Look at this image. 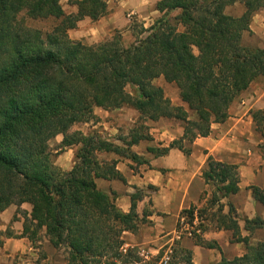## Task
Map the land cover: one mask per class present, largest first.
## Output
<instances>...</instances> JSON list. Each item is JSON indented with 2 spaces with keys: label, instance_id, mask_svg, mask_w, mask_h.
<instances>
[{
  "label": "trees",
  "instance_id": "obj_1",
  "mask_svg": "<svg viewBox=\"0 0 264 264\" xmlns=\"http://www.w3.org/2000/svg\"><path fill=\"white\" fill-rule=\"evenodd\" d=\"M61 1L0 0V214L11 205L30 204L31 211L22 215L20 236L34 243L44 231L53 247L66 248V264H164L159 263L161 256L146 262L138 247L127 246L125 232H137L150 213L145 209L140 217L137 212L140 190L131 194V209L124 212L113 194L98 188L97 178L126 182L116 168L118 161L101 160L99 154L148 163L132 147L153 140L146 121L162 118L183 122L184 134L167 147L147 150L155 156L166 155L171 148L190 154L185 140L206 137L214 123L226 121L234 100L255 80L264 79V46L243 42L264 0H159L161 16L129 46L118 31L97 44L71 39L69 30L85 17H104L108 3L69 0L77 11L66 14ZM236 2L246 8L241 16L226 13V7ZM21 14L55 24L44 32L29 26ZM159 77L176 84L183 105L174 104L164 88L154 84ZM128 85L135 94L127 91ZM124 105L135 108L144 121L122 137L123 145L72 130L75 124L95 119V107L113 110ZM252 117L264 139V109L253 110ZM60 134L61 149L77 146L70 170L57 165L50 150V141ZM203 177L215 186L208 203L217 206L213 215L217 226L232 231V241L246 246L243 255L223 256L215 264H264V241L251 244L242 236L232 203L223 212L222 199L239 191L238 166L209 156ZM250 188L264 204V190ZM201 212L195 206L182 210L178 230L185 216L192 223ZM18 214L19 210L12 221ZM244 228L250 233L264 228V219H246ZM10 236H14L10 226L0 230V246ZM195 241L220 249L201 235ZM185 252L182 264H195L191 251Z\"/></svg>",
  "mask_w": 264,
  "mask_h": 264
},
{
  "label": "crops",
  "instance_id": "obj_2",
  "mask_svg": "<svg viewBox=\"0 0 264 264\" xmlns=\"http://www.w3.org/2000/svg\"><path fill=\"white\" fill-rule=\"evenodd\" d=\"M157 1L159 0L113 1L114 4L108 6L110 10L114 9L113 12L109 14V17L104 16L98 21L102 26L100 37L111 34L112 29L117 27L112 21L125 10L137 11L145 7L149 8V5ZM245 10L244 4L240 2L226 7V13L233 16H241ZM86 19L88 18L79 21L80 28L87 24ZM125 23L128 24V19ZM74 34L70 32V38ZM74 37L78 41L84 38L82 31H78ZM243 42L253 47L264 46V8L253 15L250 31L243 34ZM261 79L263 78L255 80L234 100L229 108L228 119L222 123H214L210 135L198 137L194 141H184L185 146L191 149L190 154H185L178 148H171L166 155L155 156L147 150L143 141L134 145L132 150L148 163L137 164L115 153H106L108 156L106 160L118 161L116 168L125 177L126 182L120 179L97 178L98 188L113 194L117 206L124 212H129L131 209V194L140 190L144 193L142 199L138 200L137 212L140 217H143L145 209L150 213L147 216L148 223L142 224L137 233L125 232L127 245L136 246L154 256L160 252L166 240L171 242L176 238L182 210L191 206L199 208L208 201L209 194L206 191L210 184L206 183L203 170L207 166L209 156L238 166L239 191L222 199L225 204L223 212L227 213L228 203H232L242 236H248L251 244L264 241V228H258L252 233L244 228L246 219L257 216L264 219V204L254 198L250 188L257 186L264 190V149L261 147L264 139L257 131L252 117L253 110L264 109V83L260 84ZM178 104L184 103L180 99ZM99 108L95 107V115H100V111L107 112ZM115 120L119 121V118ZM148 121V124L154 126L152 130L157 131L154 136H156L155 141L158 147H167L173 140L180 139L184 134V127L178 119L162 118L158 121ZM60 135L56 138L62 141L63 136L60 140ZM69 151L74 153V147H69ZM60 161L61 155L56 157L57 165L64 170L72 169L74 162L65 167ZM21 208L31 211L28 203H24ZM16 211L17 205H11L0 214V230H6L10 225L14 233V236L6 237L3 245L0 246V264H33L30 255L35 254V249L28 237L20 236L23 231V219H20L21 216L18 214V219L12 221ZM202 237L208 241H215L220 249L196 244L191 237L180 240L182 247L191 251L195 264H215L221 261L223 256L232 258L245 253L243 242L232 241V231L217 226V217L213 218L212 223L206 224ZM46 241L48 257L44 261L47 264H54L52 259H54L55 249L48 240Z\"/></svg>",
  "mask_w": 264,
  "mask_h": 264
},
{
  "label": "rangeland",
  "instance_id": "obj_3",
  "mask_svg": "<svg viewBox=\"0 0 264 264\" xmlns=\"http://www.w3.org/2000/svg\"><path fill=\"white\" fill-rule=\"evenodd\" d=\"M106 1L107 3L110 1L108 3V6L113 5L114 4L113 1L117 2V0H106ZM157 2L154 3L153 5L152 4L149 5V8L145 7L144 9H140L137 11L134 9L125 10L124 13L119 14L118 17L112 21V23L114 25H117V27L112 29L111 34H107V35L103 34L104 36H101V37H100V34L102 33H100V31L102 30V26H100L98 22L101 18L99 20H92L91 18L87 17L88 18L86 19L87 24L83 28H80V26L77 25L76 28L71 29V31L69 30L71 33L72 32L75 33L73 37H71V39L78 41L77 39H75L74 36L77 35L78 31H82L84 38L80 41H82L85 44H90V45L97 44V43L105 41L106 39L111 38L116 33V31H118L122 35L123 44L125 46H129L135 41L137 36H144L147 32L143 33L142 30L149 29L155 23L156 19H158L161 16V13L156 8ZM61 4L66 14L77 11V7L72 5L69 0H62ZM113 10L114 9L110 10L108 8L107 14L105 16L109 17V14H111ZM175 14H177L176 11L172 13V16H174ZM23 17L24 18L26 17L25 14H21V18ZM25 19H26L25 20L26 23L29 26L42 29L44 32L51 30L53 25L55 24V21L52 19H31V18H25ZM126 19H128L127 25L125 23ZM179 29L183 30L184 28L183 26L180 25ZM70 32H69V35H70ZM195 51L197 52L196 49ZM259 82L262 85V83H264V79H261V81ZM154 84L163 87L166 95L172 100L174 104L178 105L180 101V96H179V89L176 86V84L168 83L167 81H165L163 77L156 78L154 80ZM126 89L128 92L132 94L136 93L135 88L132 85H128ZM118 109L119 110H116V109L107 110V112L100 111L101 112L100 115H95L96 116L95 119L91 120L90 122H87L88 124H85V123L75 124L72 127V130H82L86 134H96L105 139L113 141L116 144L123 145L122 137L127 136L129 134V131L133 127H135L138 122L143 123L144 120L139 118V112L131 106L124 105ZM101 110H105V109L101 108ZM119 113H121V115H119ZM190 114H191V117H194L192 113ZM115 118H119V121H116ZM148 122L149 121H146V125H148L149 127L148 131L150 135L152 136L153 140L143 141V145H146L147 147L157 146V143L155 141L156 136H154L157 134V131L152 130L154 129V126H151L150 124H148ZM181 123L183 126V122ZM61 136L62 135L59 136L60 140H61ZM148 144H151V145H148ZM49 146H50V150L56 157L61 155L60 163L63 166L68 167L72 162L75 161V153H76L77 146H74V153H70L69 148L61 149V141H59L58 138H53L50 141ZM106 157H108L106 153L99 154V158L101 160H106ZM213 191H215V186L213 184H210L208 191H206L209 194L207 196L208 200L211 198V194ZM203 204L204 205H201L199 207V209L202 210L201 212L202 216L196 219L194 218L192 220V223L190 219L187 216H185L182 219L184 223H182L181 221L179 230L177 228L176 238L171 242H167L166 240L163 246L161 247L159 253L153 256V255H149L148 253L140 250L141 254L142 253L146 254V256L141 255L143 256L144 260H146V262H151L157 256H161V259L159 260V263H161L164 257L168 255L170 258L169 262H172V263L178 262L179 264H182V259L186 255L185 250H188V249L182 247L180 240L184 237H191L195 240L198 235L202 236L204 229H206V224L209 222L212 223L213 218H214L213 215L217 210V206H210L208 201ZM17 210H19V215L21 216L20 219H23V222H24V218L22 215H23V212L26 210L22 209L21 206L20 207L17 206ZM146 223H148V220L142 224H146ZM186 229H188V231H193L194 235L190 236L189 234H187ZM46 240L48 239L47 237H45L44 231H40V233L38 234V239H36L34 243L30 241L31 245L35 249L34 251L35 254L30 255L31 261L33 264H47V262L44 261L48 257V253L45 248L46 242H47ZM244 246H245V243H244ZM204 247H207V246H204ZM54 249H55L53 253L54 259H52L54 264H66L67 263L66 248L65 247H60V248L54 247ZM245 250H246V246H245Z\"/></svg>",
  "mask_w": 264,
  "mask_h": 264
},
{
  "label": "built area",
  "instance_id": "obj_4",
  "mask_svg": "<svg viewBox=\"0 0 264 264\" xmlns=\"http://www.w3.org/2000/svg\"><path fill=\"white\" fill-rule=\"evenodd\" d=\"M196 218H198L197 215H196L195 219H196ZM181 221H182V223H184L183 220H181ZM192 232H193V231H188V229H186V233L189 234L190 236L192 235ZM141 255L146 256V254H143V253H142ZM169 260H170V258H169V256L167 255L166 257H164L162 263L167 264V263L169 262Z\"/></svg>",
  "mask_w": 264,
  "mask_h": 264
}]
</instances>
